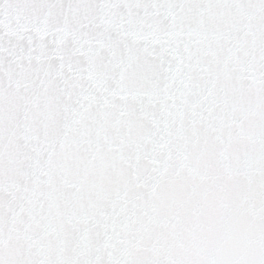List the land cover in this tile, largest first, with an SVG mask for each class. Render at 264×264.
I'll use <instances>...</instances> for the list:
<instances>
[{
    "label": "snow or ice",
    "instance_id": "obj_1",
    "mask_svg": "<svg viewBox=\"0 0 264 264\" xmlns=\"http://www.w3.org/2000/svg\"><path fill=\"white\" fill-rule=\"evenodd\" d=\"M0 264H264V0H0Z\"/></svg>",
    "mask_w": 264,
    "mask_h": 264
}]
</instances>
